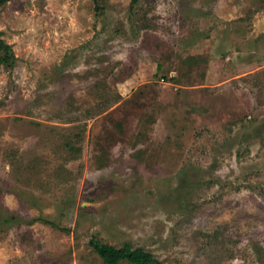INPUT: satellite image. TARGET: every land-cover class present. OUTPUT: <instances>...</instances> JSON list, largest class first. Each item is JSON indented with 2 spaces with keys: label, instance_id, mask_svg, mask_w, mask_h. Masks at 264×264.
<instances>
[{
  "label": "rangeland",
  "instance_id": "374dc122",
  "mask_svg": "<svg viewBox=\"0 0 264 264\" xmlns=\"http://www.w3.org/2000/svg\"><path fill=\"white\" fill-rule=\"evenodd\" d=\"M0 40V264H264V0H7Z\"/></svg>",
  "mask_w": 264,
  "mask_h": 264
},
{
  "label": "trees",
  "instance_id": "16d2710c",
  "mask_svg": "<svg viewBox=\"0 0 264 264\" xmlns=\"http://www.w3.org/2000/svg\"><path fill=\"white\" fill-rule=\"evenodd\" d=\"M6 3L7 0H1L0 6ZM2 45H4V41L0 40V47ZM90 244L105 264H119L122 261H127L131 264H161L152 253L146 252L141 248L133 249L129 244H125L120 248L96 240H92Z\"/></svg>",
  "mask_w": 264,
  "mask_h": 264
},
{
  "label": "crops",
  "instance_id": "0c3cea01",
  "mask_svg": "<svg viewBox=\"0 0 264 264\" xmlns=\"http://www.w3.org/2000/svg\"><path fill=\"white\" fill-rule=\"evenodd\" d=\"M186 113L190 115L191 113H193V111L192 110L191 111H187Z\"/></svg>",
  "mask_w": 264,
  "mask_h": 264
}]
</instances>
